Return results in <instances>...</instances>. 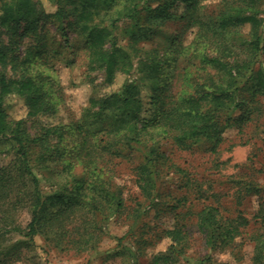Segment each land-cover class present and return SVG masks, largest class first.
<instances>
[{"label":"rangeland","instance_id":"obj_1","mask_svg":"<svg viewBox=\"0 0 264 264\" xmlns=\"http://www.w3.org/2000/svg\"><path fill=\"white\" fill-rule=\"evenodd\" d=\"M4 1L11 0H0V8ZM144 1L150 9L129 19L124 14L130 0H111L109 5L103 0H31L32 13L0 24V75L43 79L54 104L49 112L32 116L19 96L9 94L2 104L6 120L11 126L22 121L29 164L42 197L66 200H47L34 241L12 231L11 222L25 232L31 206L23 179L6 182L7 172L16 171L17 145L0 138V242L5 247L0 264H150L154 254L169 251L167 231L173 228L183 235L173 264H188V259L192 264H264L255 247L264 232V93L254 92L256 87L244 79L245 103L232 111L227 125L222 116L213 139H187L179 147L176 132H159L126 145L119 134L114 138L118 153H104L95 171L74 149L76 136L68 129L85 116L89 99L119 92L125 78L144 85L148 93L158 94L163 86L174 95L193 93L204 90V79L214 73L203 67L200 50L221 57L228 49L231 55L226 59L231 62L252 57L249 24L209 32L207 46L203 43L194 53L187 48L198 37V24L187 18L193 0ZM196 1L193 18L217 26L230 0ZM259 8L264 20V0ZM83 24L107 27L105 46L114 42L131 54L128 76L105 82L103 69L89 62ZM261 30L264 40V24ZM152 58L160 63L150 73ZM251 68L253 73L264 71V50L253 57ZM44 127L56 129L46 140ZM98 136L107 138L104 133ZM151 153L153 200L143 196L137 182V167ZM112 195L121 201L120 208ZM210 205L217 208L223 227L238 226L233 240L214 247L207 244L198 221V213ZM70 206L73 212L48 222ZM90 238L95 243L87 242Z\"/></svg>","mask_w":264,"mask_h":264},{"label":"trees","instance_id":"obj_2","mask_svg":"<svg viewBox=\"0 0 264 264\" xmlns=\"http://www.w3.org/2000/svg\"><path fill=\"white\" fill-rule=\"evenodd\" d=\"M110 1L103 0V3L109 5ZM260 2L261 0H230L228 6L220 14L217 26H210L200 21L198 16L193 18V15L197 13L198 1L190 2L187 9L190 12L187 18L192 24H198V37L187 46L188 49H192L195 53L203 43H206L207 46L209 32L217 34L227 30L228 27L235 28L249 24L252 37L249 50L252 57L243 61L234 58L231 62L226 59L231 55L228 49L223 50L221 57L208 56L203 50H200L198 53H200L203 67L209 66L214 70V73H209L204 79V90H196L193 93L181 92V94L174 95L166 86H163L158 94L150 91L148 93L142 88L145 87L144 85L141 86L136 80H130L127 77L121 83L119 92L115 91L101 98L91 97L85 116L68 129V132L70 131L72 135L76 136L77 144L74 149L78 152L84 165L88 168L93 167L95 171L96 164L104 153L111 155L118 153L117 142L114 138L119 134H122L121 141H124L126 145H130L132 142H141L143 137L151 139L155 133L159 132H176L174 140L179 147L187 139H191L192 142H197L201 138L213 139L221 128L222 116L225 115V124L227 125L232 111L245 103L242 93L244 85L241 84L243 79L244 83L251 84L249 87H256L254 92L264 93V71L258 70L253 73L251 68L253 57L264 50L263 31L261 30L264 20L263 17H259ZM149 9V4L144 0H130L124 16L132 19L139 12ZM33 10L34 5L31 0L4 1L0 8V24L7 25L9 22L19 21L32 13ZM56 14H59L58 10ZM83 30L87 32L89 62L103 69L106 83L113 84L118 75L128 76L130 74L133 66L131 54L114 42L110 43L108 47L105 46V40L109 35L107 27L83 24ZM206 46L204 44V48ZM158 63H160L159 60L155 58L149 60L150 73L151 70L156 69L154 66ZM9 94L19 96L26 105L28 114L32 116L49 112L54 104L51 100L52 94L46 88V82L43 79L39 80L34 76L14 79L0 75V138H7L14 142L17 145L18 155L16 171L7 172L6 182L14 184L22 179L25 181L23 184L28 188L32 215L25 232L13 222L9 226L12 231H17L29 241H34V237L41 231L40 222L47 200L57 198L65 203L66 200L58 195L43 198L40 194L38 178L33 173L28 160L27 143L29 139L21 128L22 121H17L11 126L6 120V112L2 104L4 97ZM44 128V140L47 139V135L56 132V129ZM100 133H104L107 138L99 137ZM119 142L120 140H118ZM152 155L151 153L137 167L139 189L143 196L149 200L154 198L156 183L153 164L155 158ZM112 196L117 201L116 208H120L121 201L114 195ZM73 210V206H70L65 211L56 213L48 222L51 223L66 211L73 212ZM217 213V208L211 205L203 207L198 213L199 225L206 233L207 244L212 247L217 243L230 242L238 233V226L229 224L230 226L223 227L217 219ZM262 220V229H264V218ZM167 235L172 242L169 251L154 254L150 264H173L177 261L174 251L176 245L182 242V232L179 228H173L167 231ZM1 237L2 233L0 232ZM90 239L87 242L95 243V239ZM1 245L0 242V253L5 248ZM255 247L258 259L260 256L263 258L264 232L262 239L259 236ZM125 249L134 256L132 250ZM187 262L192 264L189 259Z\"/></svg>","mask_w":264,"mask_h":264}]
</instances>
